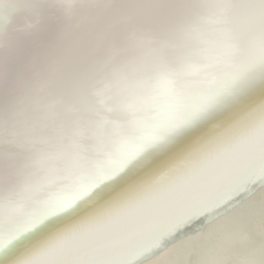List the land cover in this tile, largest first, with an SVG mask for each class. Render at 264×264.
<instances>
[{
    "label": "bare ground",
    "instance_id": "bare-ground-1",
    "mask_svg": "<svg viewBox=\"0 0 264 264\" xmlns=\"http://www.w3.org/2000/svg\"><path fill=\"white\" fill-rule=\"evenodd\" d=\"M103 2L77 0L68 11L62 0H0V110L47 88L62 60L85 42L98 46L97 64L102 66L110 54L103 41L106 10L89 3ZM262 109L264 70L237 79L191 115L177 112L172 121L115 106L112 111L101 108L108 121L104 147L98 148L96 136H87L83 153L88 169L49 186L45 193L83 194L0 251V264H21L57 238L175 184L174 192H164L122 216L117 224L142 217L110 234L104 254L74 258L103 264H243L257 259L259 252L264 254V172L258 145ZM242 137H247L244 143L222 151ZM3 151L0 180L7 185L18 178L23 157L10 146ZM218 151V158L204 164ZM80 185L90 190L84 192ZM176 193L181 194L174 197ZM193 209L198 211L177 220ZM55 259L41 257L40 264Z\"/></svg>",
    "mask_w": 264,
    "mask_h": 264
},
{
    "label": "snow or ice",
    "instance_id": "snow-or-ice-1",
    "mask_svg": "<svg viewBox=\"0 0 264 264\" xmlns=\"http://www.w3.org/2000/svg\"><path fill=\"white\" fill-rule=\"evenodd\" d=\"M62 2L71 11L77 0ZM89 5L106 10L103 41L110 54L102 66L97 64L98 46L85 42L62 60L47 88L0 110V158L6 146L23 157L17 179L7 185L0 180V251L83 194L45 195L49 186L88 169L83 153L87 136H96L98 148L104 147L102 133L108 121L101 108L112 111L115 106L145 118L172 121L177 112L191 115L237 79L264 70V0H105ZM259 114L260 172H264V109ZM175 187L75 229L21 264H40L41 257H56L51 264H103L74 257L104 254L110 234L142 217L117 224L122 216Z\"/></svg>",
    "mask_w": 264,
    "mask_h": 264
},
{
    "label": "water",
    "instance_id": "water-1",
    "mask_svg": "<svg viewBox=\"0 0 264 264\" xmlns=\"http://www.w3.org/2000/svg\"><path fill=\"white\" fill-rule=\"evenodd\" d=\"M257 255H258L257 259L252 260L253 262L252 261L249 262V260H251V259H249L248 261H244L243 264H246V263H248V264H260L261 261H264V254L262 251L259 252Z\"/></svg>",
    "mask_w": 264,
    "mask_h": 264
}]
</instances>
